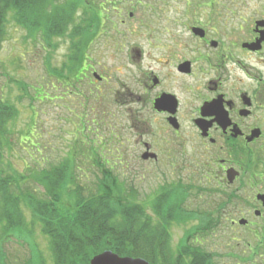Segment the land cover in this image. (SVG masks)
<instances>
[{
  "label": "rangeland",
  "instance_id": "obj_1",
  "mask_svg": "<svg viewBox=\"0 0 264 264\" xmlns=\"http://www.w3.org/2000/svg\"><path fill=\"white\" fill-rule=\"evenodd\" d=\"M98 1H103V5H106L105 10L108 13L106 16L102 15L100 7H94ZM107 1L76 2L80 3V9L74 13V18H77L71 26L79 24L86 27L89 35L98 31L96 39L88 45L89 54L94 61L92 69L88 70L87 78H81L77 88L71 87V83L56 82V79L48 77L47 61H50L51 66H59L62 63L67 52V38H56L52 40L54 46L49 47L40 32L29 33L27 29L14 23L12 18H8L7 31L0 47V101L5 106H11L13 113L12 121L9 123L10 133L6 139L3 137V140H6V147L2 153L3 167L8 169L10 166L19 175L26 176L25 181H28L33 167H36L34 164L36 160L43 162L41 158L45 157L48 169L50 163L55 164L68 157L74 163L76 181L87 193V190L96 187L100 173L97 167L92 166L83 156L82 151L78 153V150L84 148L86 151L85 147L96 145L97 137L103 142L107 140L106 146L109 150L103 152V156L105 155L103 161L107 157L114 162L113 173L119 180H124L125 186L131 189L129 192L131 201L145 203L151 208V201L160 194L158 187L170 188L179 183L178 186L182 188L179 191V198L183 200L182 209L191 214L185 219L191 218L187 223L184 222L185 224L169 223L168 250L175 251L184 241L186 233L197 232L200 229L199 234L195 236V240L199 241V247L192 242L186 245L206 255L202 257L209 259L210 264H244L243 262L251 264L246 261L249 257L247 243L253 242L251 228L240 227L238 224L234 228L230 227L231 219L235 218L233 214L238 213L244 203L238 200L234 202L231 216H225L223 213L217 216L212 214L210 209L217 200L210 196L209 205L206 193L196 194L191 190L187 191L184 186L188 182L185 179L186 173L173 175L171 173L173 170L167 166L168 164L164 163L163 166L162 160L154 163L148 159L144 160L145 162L140 159V153L144 151L143 146L139 145L142 144L140 136L143 130L139 129V125L131 129L129 123L130 111L139 107L138 104L131 102L135 100L134 81L141 78L143 62L140 51L146 49L144 52H150V56L156 57L155 50L146 45L147 30H152L149 33H152V39L156 40L162 29H168L178 41L184 43L186 28L193 20L203 24L209 19L207 12H217L227 4L236 6L240 1L244 5L248 0H109L110 3ZM136 1L146 3L140 5ZM251 1L253 3L255 0ZM255 5L259 7L257 2ZM83 7H89L87 13L89 16L90 9L94 7L92 10L99 11L102 17L94 23H88L85 17L81 21ZM247 12L253 13L254 8ZM84 63L83 69H86L87 62ZM145 63L157 69V65L150 60H145ZM93 72L102 77L100 82L93 77ZM18 86L24 87V90ZM30 117H34L35 131L39 136L36 142H40L42 144L40 147H44L40 156L35 153L34 147H30L31 139L34 137L31 128H28L31 135L26 141L27 144L23 143L26 136L23 135L19 139L20 132L26 130ZM27 148H30L28 152ZM89 154L93 155L91 152ZM165 156L161 155L163 160ZM145 166L148 168V174L145 172L142 174ZM196 184H199L198 180ZM67 185L58 207L62 206L66 213H72L71 196L70 193L67 194L71 187L69 183ZM21 186L18 191L22 193ZM32 187L35 189L38 186ZM59 189L63 191L62 186H59ZM21 207L24 222L34 229L35 236L27 240L20 239L19 237L24 234L23 230H17L19 236H7L0 223V239L2 238L0 252L4 263L52 264L48 239L41 232V224L37 223L36 218H32L24 205ZM201 232L204 234H200ZM5 235L7 237L3 239ZM234 256L244 259L240 261Z\"/></svg>",
  "mask_w": 264,
  "mask_h": 264
},
{
  "label": "flooded vegetation",
  "instance_id": "obj_2",
  "mask_svg": "<svg viewBox=\"0 0 264 264\" xmlns=\"http://www.w3.org/2000/svg\"><path fill=\"white\" fill-rule=\"evenodd\" d=\"M222 7L207 12L203 24L193 20L201 31L188 29L184 43L168 29L156 40L147 30L146 45L156 57L140 51L141 78L131 102L139 107L129 123L143 130L140 159L162 160L173 175L186 173L187 191L206 193L209 205L210 196L217 200L212 214L231 216L232 199L244 203L230 227L246 220L242 227L253 236L247 249L256 256L264 238V0Z\"/></svg>",
  "mask_w": 264,
  "mask_h": 264
},
{
  "label": "trees",
  "instance_id": "obj_3",
  "mask_svg": "<svg viewBox=\"0 0 264 264\" xmlns=\"http://www.w3.org/2000/svg\"><path fill=\"white\" fill-rule=\"evenodd\" d=\"M77 1L81 0H66V2L65 0H0V47L7 31L8 18H12L14 23L31 32H40L49 47L54 46L52 40L67 38V53L61 65L52 67L49 65L50 61H47L48 77L56 79V82L71 83V87L77 88L80 79L87 78L88 70L92 69L94 61L89 54L88 45L98 36L96 27L97 32L89 35L86 27L79 24L71 26L77 18H74V13L80 9V3L76 4ZM136 2L144 4V2ZM103 3L98 1L94 7H100V12L106 16L108 13ZM107 3L110 1L108 0ZM88 8H82L81 21L85 17L88 23H94L102 17L99 11H93V8L90 9L91 16H89ZM84 62H87L86 69H83ZM18 87L24 90V87ZM12 113V107L5 106L0 101V223H2L1 229L5 234L7 233V236H19L12 233L15 231V224L19 230L28 229L24 224V212L21 207L24 205L32 218L40 222L41 232L47 235L52 264H88L92 255L104 250H110L119 256L143 258L150 264H210L209 259L202 257L205 255L186 245L192 242L199 247V241L195 240V236L199 234L200 229L197 232L186 233L184 241L175 251L167 248L169 223L185 224L191 218L185 219L190 213L182 209L183 200L179 198V191L182 188H176V193L173 187H170L168 192L157 195L150 203L151 208L145 203L131 201L129 196L131 189L129 190L124 180H119V177L113 173L114 162L107 157L103 161L105 157L103 152L109 150L106 146L107 140L103 142L97 137L96 145L85 147L86 151L83 150L84 148L78 150V153L82 151L83 156L92 166L97 167L100 173L96 187L87 190V193L76 181L73 172L74 163L68 157L55 164H49L48 161V169L45 157L41 158L43 162L36 160L34 162L36 167H33L28 181H25L26 176L19 175L10 166L8 169L3 167L2 153L6 147V140L4 141L3 137L6 139L10 133L9 123L12 121ZM28 128H31L34 135L30 147H34L35 153L40 156L44 147H40L42 144L36 142L39 136L35 131L34 117H30L26 130L20 132L19 139L24 135L27 138L23 143H28L26 141L31 135ZM112 135L115 136L113 132ZM28 149L30 148H27L26 152ZM89 152L93 155L90 156ZM76 155L75 151L74 156ZM42 165L44 167H41ZM68 183L71 187L67 190V194L70 193L71 196L72 213H66L65 209L62 210V206L58 207ZM33 185H41L44 189L43 194L47 191V202L43 199L44 195L39 198L37 194L41 191L37 192ZM20 186L22 193L18 191ZM59 186H62L63 191H60ZM32 190L34 195L29 194ZM34 196L35 200H33ZM6 235L3 239L7 237ZM19 238L27 240L29 236L24 233ZM253 260L249 257L246 261L251 264H264V238L261 241L257 263H253ZM4 261L0 252V264H5Z\"/></svg>",
  "mask_w": 264,
  "mask_h": 264
},
{
  "label": "water",
  "instance_id": "obj_4",
  "mask_svg": "<svg viewBox=\"0 0 264 264\" xmlns=\"http://www.w3.org/2000/svg\"><path fill=\"white\" fill-rule=\"evenodd\" d=\"M197 30L198 29H194ZM96 79H100V76L96 73L93 74ZM160 102V101H157ZM264 198V196L262 197ZM240 224H244V220L239 221ZM89 264H149L142 258H132V257H122L113 253L111 251H103L96 255H94L91 259Z\"/></svg>",
  "mask_w": 264,
  "mask_h": 264
}]
</instances>
